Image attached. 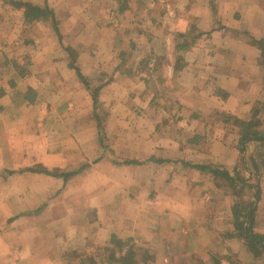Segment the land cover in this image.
<instances>
[{"label":"crops","instance_id":"0c3cea01","mask_svg":"<svg viewBox=\"0 0 264 264\" xmlns=\"http://www.w3.org/2000/svg\"><path fill=\"white\" fill-rule=\"evenodd\" d=\"M47 1L60 20L62 42L79 54L82 74L95 87L102 83L98 100L104 134L112 140L100 141L92 97L67 61L53 60L58 47L42 50L44 42L30 40L27 53L36 57L28 75L53 110L33 116L0 89L5 130L22 139L18 144L13 136L15 143H5V162L0 158V264H106L112 235L143 241L152 264H214L219 256L221 264H257L245 240L228 234L235 231L236 198L194 165H240L239 147L228 137L233 127L224 119L253 125L264 114V70L253 43L264 38V0ZM8 8L25 23L21 10L2 6L0 15ZM36 23L42 22L25 24ZM191 23L205 34L178 51L179 34ZM58 88L62 93L55 95ZM137 106L144 108L140 114ZM263 128L252 131L263 135ZM151 156L165 161L118 163ZM43 170L77 173L64 178ZM260 203L253 229L264 233V195Z\"/></svg>","mask_w":264,"mask_h":264},{"label":"rangeland","instance_id":"374dc122","mask_svg":"<svg viewBox=\"0 0 264 264\" xmlns=\"http://www.w3.org/2000/svg\"><path fill=\"white\" fill-rule=\"evenodd\" d=\"M168 1H171V0H168ZM0 7L2 8V6ZM171 9L173 10V6L172 7L167 6V11L169 12L171 16H173V11ZM59 23H60V20H59ZM46 35L49 37H45ZM40 36L42 38H39ZM32 39L38 41L37 43L39 46L41 45V43L43 42L45 43L43 45L44 48H42V50L46 49L47 47L52 48V43H53V46L58 47L59 50L56 51L55 49V55H54L55 57H53L54 61L57 62L60 59L63 61H67V62L69 61L68 53L62 48V45H61V44L63 45L65 44L63 42L60 43V40H59L58 35L56 34V31L53 29L52 25L49 22L48 23L47 22L46 23L45 22L36 23V24H33L32 26H28L25 23L20 22V14H18V12H12L11 10H9V8L3 11V14L0 16V64L5 66L4 64L8 63L9 66H5L7 67V70L4 74V78L6 80H4V82L2 83L4 84V86L0 84L1 85L0 89L6 90L5 93H3L1 96L6 94L7 100H11L12 102L17 100L18 103L16 104H18L20 107L16 106V108L25 109L26 111L30 110L34 116L36 115V113L39 114L41 110H46V111L53 110V102H46L43 99L44 96L39 94L37 87H36L35 80L30 79L31 76L30 74L28 75L29 73L28 67L30 63L31 64L33 63L32 61H34L33 60L34 57H36V54H33L32 52L31 54L27 53L28 44L30 40ZM61 41H62V35H61ZM2 44L3 45L6 44L5 45L6 50H4V46ZM47 44H49V46H47ZM67 46H70V45H67ZM74 49L76 50V48ZM20 53H22V55L26 57H23V56L20 57ZM43 54L46 55V53H43ZM45 55H43L41 60H45ZM150 62L151 61H149V67L150 69H152V67L150 66ZM8 68L10 71L8 70ZM20 76H23V78L26 76L27 77L22 80ZM108 77L109 75L107 74V76H105L104 79ZM15 78H18V82L14 81ZM1 79L0 81H2ZM104 82L105 81H103V83ZM90 85L92 88H95V85L93 84V81L91 80H90ZM100 85H102V83ZM22 87L23 89H26V92L23 93V96L27 94L28 89L30 87H32L35 90L36 93L34 92V93L29 94V96H31L32 94L34 95V98H35L34 102H28L25 98H24V100H26V102H24L26 103L25 105L23 102H20L19 99H20V93L22 92V89H21ZM83 87H84V90H87L89 94L90 91L85 87L84 84H83ZM50 90L51 92H53L52 88H50ZM54 91L56 92L55 95H59L60 93H62L61 88H58L57 90H54ZM55 104H56L55 107L64 108V105L62 103L56 102ZM100 106L101 107L99 108V111H101L102 121L104 122L105 109L103 108L102 105ZM4 107H5V104L0 102V115L4 111ZM139 109L143 111L144 108L137 106V108L136 107L134 108V111L140 114L141 111ZM262 112L264 113V106H263ZM233 119H238V118L233 117ZM5 120L7 119L3 118V116H0V128H1L0 130V158L1 160H4V162H5L4 153L6 152L5 143H7V145H12L13 143H15L13 142L14 141L13 136L15 137L16 140L18 139L17 140L18 144H21L20 142L22 141V139H20V135H21L20 133L9 135V132L5 130V127H6ZM238 120L239 122L237 121V125L230 124L233 127L232 129L233 131H228L230 133L228 137H230V139L233 141L235 147H240V144L238 143V137L241 135V132H242V127L240 123L245 122V121H242L241 119H238ZM138 124L142 128L144 126L147 129H149V127L146 125L147 124L146 121L144 120L143 121L140 120ZM260 124L261 126L264 124V114L262 118L253 121V125L250 124L251 130L253 127L256 128ZM28 129L29 128L26 127V130L28 131L27 133L34 134L33 132H30ZM32 130L34 129L32 128ZM261 131H264V128ZM262 136H264V134ZM111 140H112V137L108 138L106 135V140H105L106 143L107 142L110 143ZM25 143L26 142H22V144H25ZM215 153L217 154L218 151H216ZM9 158L12 161H16L15 156H11ZM256 160L260 163V165H262L260 168H257L255 166L254 162H256ZM235 167L237 168L239 167L237 171H233ZM228 173L232 177L234 175V177H236L237 179V181L234 182V184L232 185L233 188L230 187V189H233V190L236 189L235 190L236 192L243 193L242 195L243 197L239 198V200L241 199L243 201V202L241 201L242 204L253 203L255 201L254 193L256 195V192H257L260 197L256 195L257 197H259L256 203H259L258 206L261 205L260 203L261 196L264 195V141L263 142L257 141V140L248 141L246 145V150L240 155V165H236V166L234 165L233 167H230V171ZM262 207H264V205ZM131 241H133L132 242L133 250H135L134 264H152V261H151L152 256L150 254L151 252H149L150 248L145 246L143 241L138 242L137 245L134 239H131ZM126 250H127V247H125L124 251ZM91 252H95V251L92 250ZM96 252H98V250H96ZM144 260L147 262H144ZM177 264H189V262L181 263V261L179 262L177 261ZM224 264H238V262L234 260H228V261H225ZM257 264H264V259H262L261 256L258 257Z\"/></svg>","mask_w":264,"mask_h":264},{"label":"trees","instance_id":"16d2710c","mask_svg":"<svg viewBox=\"0 0 264 264\" xmlns=\"http://www.w3.org/2000/svg\"><path fill=\"white\" fill-rule=\"evenodd\" d=\"M0 2L2 3L3 7H10L12 9L21 10L23 12V18L26 24H32L35 22H45V23L49 22L52 25L53 29L56 31L60 43L62 42L61 33L59 29V24H60L59 20L57 18L55 10L51 7V5L48 3L47 0L43 4L35 3L30 0H0ZM152 2H154V0H152ZM203 34L205 33L199 30L196 23L189 24L187 31L179 34L182 40L176 44V49L178 51H185L190 49L192 46L198 43L199 38L202 37ZM253 43L261 51L259 64L264 70V38L259 40L253 39ZM61 45L62 48L68 53L69 67L76 71L78 78L90 91V95L92 97V101L94 105L95 118L98 121L97 126L99 130V136H100L99 138L100 141L105 144L106 134H104L105 132L103 128L102 114L101 111H99V108L101 106L99 105V100H98V96L102 86L100 85L98 87L92 88L90 85V80L82 74V71L77 64V60L79 56L78 52L72 46H67L63 44ZM154 60H155L154 68H156L157 60L156 59ZM181 60H182L181 57L177 58L178 62L175 66L176 70L181 68V64H180ZM34 92L35 90L32 87H30L28 89L27 94L24 95V98L28 102H34L35 101L34 95L32 94L31 96H29V94ZM224 121L234 125H237V121L239 122L238 119H233V117H226ZM240 125L242 127V132L240 137V147H239V151L241 155L246 150V145L248 141L257 140L263 142L264 136L259 135L257 132L252 131L251 126L248 122H242L240 123ZM149 161L155 163H162L165 160L161 159V157H156V156H151L149 159L144 161L138 159H129V158L118 159V163L123 165L124 164L141 165ZM239 161H240V156H239ZM254 163L257 168H260L262 166L257 160ZM194 167L198 168L199 170H202L205 173H210L213 177V181L215 185L219 189H222L224 192L230 194L233 198H236L234 199L231 208L232 217H233L232 222L234 224L235 231L228 234L242 237L246 242L247 249L250 252H252L256 257L264 255V233L256 232L253 229V219L257 211L256 201L258 200L259 197L255 196V201L253 203L241 204L239 198L243 197L242 196L243 193L236 192L235 188H234L235 190L230 189V187L233 188L232 185L234 184V182L237 181V179L236 177H234V175L232 177L228 173L230 171V168H227L226 166H222L218 164L196 163ZM28 170L36 171V169L33 168H30ZM237 170L238 168L235 167L233 171H237ZM43 171L46 173H50L54 176L64 177V178H68L69 176H72L77 173L75 171H71L68 173L65 171L63 172L57 171V173L53 174L51 172H48L47 170H43ZM8 172L9 174H13L16 171L10 170ZM125 247H127L126 251H124ZM96 248H100V247L97 246ZM104 251H105L106 264H134L135 262L134 259L135 250H133V244H131V239L124 241L118 236L112 235L109 244L104 247ZM220 258L221 256H219V259H214V264H221ZM87 259L91 260L92 258L88 256ZM144 262L147 261L144 260ZM91 263H95V262L92 261Z\"/></svg>","mask_w":264,"mask_h":264},{"label":"built area","instance_id":"2783aa9c","mask_svg":"<svg viewBox=\"0 0 264 264\" xmlns=\"http://www.w3.org/2000/svg\"><path fill=\"white\" fill-rule=\"evenodd\" d=\"M171 13H172V11H171ZM150 66L152 67V69H154V66H155V60H151V62H150ZM172 73V67L170 68V70H169V74H171Z\"/></svg>","mask_w":264,"mask_h":264}]
</instances>
